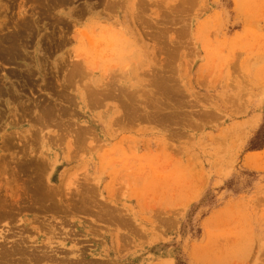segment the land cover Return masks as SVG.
<instances>
[{
  "label": "rangeland",
  "instance_id": "rangeland-1",
  "mask_svg": "<svg viewBox=\"0 0 264 264\" xmlns=\"http://www.w3.org/2000/svg\"><path fill=\"white\" fill-rule=\"evenodd\" d=\"M0 207V264H264V0H0Z\"/></svg>",
  "mask_w": 264,
  "mask_h": 264
},
{
  "label": "bare ground",
  "instance_id": "bare-ground-1",
  "mask_svg": "<svg viewBox=\"0 0 264 264\" xmlns=\"http://www.w3.org/2000/svg\"><path fill=\"white\" fill-rule=\"evenodd\" d=\"M2 206V205H1ZM1 208V207H0ZM3 209V208H2ZM5 209V208H4ZM7 209V208H6ZM4 211H6V210H4ZM9 211V210H8ZM8 211H6V212H4V213H7ZM1 215H0V217H2V213H0ZM8 214V213H7ZM3 218V217H2ZM21 242V241H20ZM20 244V243H19ZM16 246V245H15ZM18 247V246H17ZM5 248V247H4ZM18 248H20V247H18ZM2 249V248H1ZM6 249V248H5ZM3 250V249H2ZM25 250V249H24ZM23 250V251H24ZM5 252H6V254H7V251L6 250H4ZM6 254H4V255H6ZM0 255H3L2 253L0 254ZM3 255V256H4ZM32 255H34V254H32ZM47 255V254H46ZM34 257V256H33ZM4 258V257H3ZM24 260V259H23Z\"/></svg>",
  "mask_w": 264,
  "mask_h": 264
},
{
  "label": "trees",
  "instance_id": "trees-1",
  "mask_svg": "<svg viewBox=\"0 0 264 264\" xmlns=\"http://www.w3.org/2000/svg\"><path fill=\"white\" fill-rule=\"evenodd\" d=\"M259 145H256L255 147H258Z\"/></svg>",
  "mask_w": 264,
  "mask_h": 264
},
{
  "label": "crops",
  "instance_id": "crops-1",
  "mask_svg": "<svg viewBox=\"0 0 264 264\" xmlns=\"http://www.w3.org/2000/svg\"><path fill=\"white\" fill-rule=\"evenodd\" d=\"M139 239V238H138Z\"/></svg>",
  "mask_w": 264,
  "mask_h": 264
}]
</instances>
